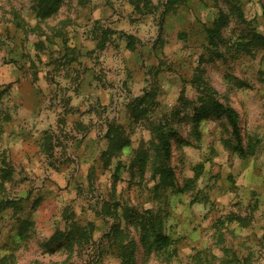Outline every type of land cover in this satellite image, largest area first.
I'll use <instances>...</instances> for the list:
<instances>
[{
	"label": "rangeland",
	"instance_id": "obj_1",
	"mask_svg": "<svg viewBox=\"0 0 264 264\" xmlns=\"http://www.w3.org/2000/svg\"><path fill=\"white\" fill-rule=\"evenodd\" d=\"M122 238L264 264V0H0V264H122Z\"/></svg>",
	"mask_w": 264,
	"mask_h": 264
},
{
	"label": "trees",
	"instance_id": "obj_2",
	"mask_svg": "<svg viewBox=\"0 0 264 264\" xmlns=\"http://www.w3.org/2000/svg\"><path fill=\"white\" fill-rule=\"evenodd\" d=\"M47 1V0H45ZM205 99L203 100V106L202 108L208 112L209 114H214V115H219V116H226V118L228 119V121L230 122L232 129H233V133L235 134L237 140H240V135H239V127H238V123H237V115L235 113V111L228 105H225L223 103H221L214 95V93L212 91H208L205 95ZM164 128V126H163ZM161 127H157V135H158V139L160 142V151L162 153V155L165 158H170V134L168 133V131L166 129H163ZM110 133V132H109ZM115 137L113 138L114 141ZM112 141V142H113ZM161 171V176H168L171 175V171L166 170V169H162ZM152 227V226H151ZM141 228L142 231V238L143 240H147L148 238V234L149 232L152 233V235H154V241L153 243H155L157 246L159 245V249L161 250V247L164 246L165 244H167V239L165 238L161 231L156 229V228ZM154 227V226H153ZM72 232V231H71ZM78 235H82V229H78L77 230ZM61 234L57 233L55 234L52 239L50 241H54L55 239L59 238ZM121 243L119 244V250H121L123 252L122 255V264H134V254H135V249H136V242L133 239H130L128 242H126V244H124L125 242H123V238L120 239ZM158 249V250H159ZM7 259H3L1 264H8V262L6 261Z\"/></svg>",
	"mask_w": 264,
	"mask_h": 264
}]
</instances>
